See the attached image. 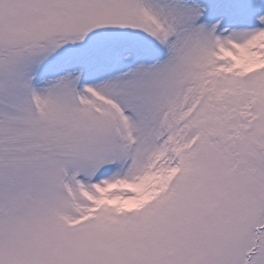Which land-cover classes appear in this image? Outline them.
Here are the masks:
<instances>
[{"label":"snow or ice","instance_id":"1","mask_svg":"<svg viewBox=\"0 0 264 264\" xmlns=\"http://www.w3.org/2000/svg\"><path fill=\"white\" fill-rule=\"evenodd\" d=\"M0 264H264V0H0Z\"/></svg>","mask_w":264,"mask_h":264}]
</instances>
